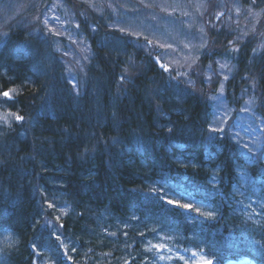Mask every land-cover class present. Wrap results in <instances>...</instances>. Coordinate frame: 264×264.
Masks as SVG:
<instances>
[{
  "label": "trees",
  "instance_id": "trees-1",
  "mask_svg": "<svg viewBox=\"0 0 264 264\" xmlns=\"http://www.w3.org/2000/svg\"><path fill=\"white\" fill-rule=\"evenodd\" d=\"M156 1L0 0L12 119L0 123V264H158L149 245L162 235L221 263L264 264V144L249 152L230 127L247 100L264 118V0ZM52 6L73 22L47 24ZM155 30L193 39L192 51L169 62L144 39ZM217 95L232 109L222 130ZM96 178L115 187L102 205L63 194Z\"/></svg>",
  "mask_w": 264,
  "mask_h": 264
},
{
  "label": "rangeland",
  "instance_id": "rangeland-1",
  "mask_svg": "<svg viewBox=\"0 0 264 264\" xmlns=\"http://www.w3.org/2000/svg\"><path fill=\"white\" fill-rule=\"evenodd\" d=\"M143 1V0H141ZM158 1V2H157ZM155 5L158 7H164L163 5L167 3L169 5L168 0H157ZM166 5V6H167ZM5 12V10H3ZM6 17V12L2 20ZM70 15H62L61 12L54 6L50 8V11L47 14L46 22L47 24L53 21L54 23H59L60 28H65L68 24L73 22ZM125 24L120 22V20L114 19L112 21V26L119 28L120 30L128 29V27L124 26ZM137 27L132 28V35L137 37V34L140 31L136 30ZM127 31V30H126ZM144 39L151 40L155 45H158L161 48L162 54L165 55V58L171 63H179L182 59H185L192 51L194 43L193 39H187L181 33H172V32H163L159 30H155L153 32H146L144 34ZM84 57L88 54V45L82 47L79 50ZM213 109H214V119L212 121V127L217 130H222L224 127L228 125L229 117L231 115V110L227 104L222 100V97L217 95L213 98ZM235 117L232 121L230 127L233 128V137L234 139L240 143L241 147L249 152H257L262 148L264 144L263 139H261V133L264 129V118L258 114L252 104V99L247 100L244 105L240 108V111L234 113ZM12 120L10 114L6 111L5 104L0 101V123L5 124L6 121ZM18 122V120H16ZM218 133V131H217ZM264 160V158H263ZM245 178V176H242ZM245 184L246 182H242ZM185 204L191 205V203L186 200ZM253 202H257L253 199ZM182 204V203H181ZM262 202H259V206H261ZM183 205V204H182ZM212 206L209 204L205 205L206 214L211 213ZM246 220H250L252 222H257L263 216L262 211L257 207L249 212L245 213ZM149 252L153 255V260H156L158 264H173L180 263L184 260L186 255L190 258L189 264H204L205 261H211V264H253L248 262L244 258H227L222 263L221 259H211L209 257H202L200 254L202 252H197L189 247L176 245L168 238L166 235H162L156 241L152 242L149 245Z\"/></svg>",
  "mask_w": 264,
  "mask_h": 264
},
{
  "label": "bare ground",
  "instance_id": "bare-ground-1",
  "mask_svg": "<svg viewBox=\"0 0 264 264\" xmlns=\"http://www.w3.org/2000/svg\"><path fill=\"white\" fill-rule=\"evenodd\" d=\"M198 21V20H197ZM198 23H200L198 21ZM195 32L199 33L201 31V27L198 24L195 27ZM214 111V109H213ZM82 144H84L82 146ZM165 145L168 146V148H170V142H164ZM84 149H89L88 145H85V141L82 139L81 143H79L78 147L76 148V150L78 152L84 150ZM98 163V162H97ZM106 165L104 162H101L99 164V166H103ZM15 169L14 166L11 167L10 171ZM139 174V172H137V175ZM17 176L11 175L8 176V178H10V180L12 182H14L15 184L18 183V180L16 177H18L19 174H15ZM19 178V177H18ZM98 179V181H97ZM53 186L54 183H51L49 181H47V183L45 185H43L42 187L40 186V189L45 192H51L53 191ZM50 189V190H48ZM115 191V187L113 185V182L111 180H106L105 178H96L95 181H93L92 183L89 182H83V181H77V182H72L68 185V190L63 192V194L65 196H71L72 194H75L76 196H79L81 198V200H83L84 202H88V203H92L95 204V202H97L98 204L102 205L101 203H104L106 201H109L113 195V192ZM116 198H118L119 196H114ZM118 199H116L117 201ZM3 213H0V224H4L7 220H4ZM63 219H66V217H63ZM35 222V221H34Z\"/></svg>",
  "mask_w": 264,
  "mask_h": 264
},
{
  "label": "snow or ice",
  "instance_id": "snow-or-ice-1",
  "mask_svg": "<svg viewBox=\"0 0 264 264\" xmlns=\"http://www.w3.org/2000/svg\"><path fill=\"white\" fill-rule=\"evenodd\" d=\"M165 71H167V69H165ZM0 97H3V98H5V99H11V97H10V92H9V91H3V92H0ZM16 119L19 121V120L22 119V117L17 116ZM213 131H215V130L213 129ZM167 203L172 204V205H174V206H179V207H182V208H184V209H188V210H190L191 207H192V206L189 205V204L177 205V202H175V201H173V200H168ZM204 264H211V261H205Z\"/></svg>",
  "mask_w": 264,
  "mask_h": 264
}]
</instances>
